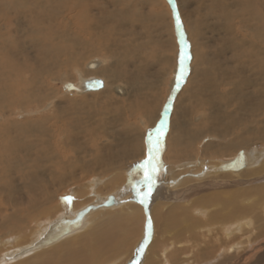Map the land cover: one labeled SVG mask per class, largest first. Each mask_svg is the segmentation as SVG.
I'll list each match as a JSON object with an SVG mask.
<instances>
[{"label": "rangeland", "instance_id": "rangeland-1", "mask_svg": "<svg viewBox=\"0 0 264 264\" xmlns=\"http://www.w3.org/2000/svg\"><path fill=\"white\" fill-rule=\"evenodd\" d=\"M109 1L111 0H95L100 9L96 5L92 7L83 4V12L88 8V16L103 21L98 32L106 31L114 35L110 38H100L96 34L92 37L83 35L87 39L84 40L85 43L96 40L98 53L86 54L88 56L85 55L80 64H64L53 69L52 72L60 74L57 80L48 78L49 72L39 76L41 79L36 81L37 83L33 82L35 88L37 87L35 96L28 97L27 103L19 104L21 102L17 101L14 103L9 97L6 98L7 103H0L2 127L30 124L42 129L39 122L44 121L46 122L44 126L50 127L56 121L52 120L55 114L61 116L67 113L65 119H71L69 122L61 121L64 127L62 126L63 132L60 136L58 130L57 133L53 130L56 134L47 131L48 134L44 132L45 135H33V139L46 140L47 147L52 153L44 162L35 160V156L29 157L30 161L27 160L29 164H37L34 172L43 173L41 175L43 177L39 179L40 186L50 188V193L54 195L47 203L31 209V205L28 206L27 203L30 197L28 194H37L41 187L33 192L32 186L27 182L28 179L25 181L17 171L3 176V184L0 185V238L17 237L22 243L28 241L37 224L34 220L41 219V222H47L60 216L62 213L59 212L57 205L60 204L61 199L69 194L71 188L84 189L87 182L93 179L96 181L92 183L98 184H96L98 193L95 197L113 194L115 191L123 193V190H125L124 194L131 197L135 188L145 196L148 188L142 182L144 169L140 170V176L133 177L135 182L131 183L130 173L125 172V167L123 169L122 166L127 164L131 167L136 162H139L138 165L136 164L139 166L151 153L154 155L151 156L153 161L147 168L153 181L151 195L143 201V205L136 201L133 203L140 204L143 209L142 217L138 220L134 233L127 235V242L113 251V254H108L109 257L106 258V255L102 264H151L152 262V264H169L168 262L170 264H264V127L260 130L262 133L260 131L248 133V137L251 138L250 143L239 148H237L239 145L235 146L230 151L231 157H227L229 154L225 156L205 153L206 144L218 140L210 133L197 137L192 147L193 154H183V157L173 158L176 153L171 151L173 150L171 147L173 119L177 121L179 118L188 126L192 122V129L197 130V122H200L205 114L210 116L220 110L221 113L229 112L233 115L240 110L237 107L244 103L245 97L241 99V92L237 91V93L233 90L234 82L236 85H241L243 81H248L249 84L241 85L242 93H249L247 98L249 105L259 107L248 119H239L240 122H237L238 117L235 115V123L238 124L232 131L230 129L232 136L229 135L225 139L229 141L227 144L231 142L238 144V141L234 140L235 133H242L245 124L257 129L264 126V104H261L264 103V92L259 93L264 78L263 81L258 80L260 77L255 75V70H251L250 75H246L247 71H243V74L236 73L239 67L244 68L242 65L245 64L242 62L249 63L251 60L259 64V67L261 65L264 67V39H256L257 43H255L257 30L254 26L256 25L253 21H248L252 17L258 23L257 33L261 36L264 34V0H255V7H249L248 3L245 7L242 3L246 2L245 0H119L124 10L123 15L119 17L110 16L115 8L112 6L114 2H111V5ZM221 1H225V7L221 5ZM3 2L6 3L4 0ZM2 9L3 7L0 9V43L4 42L10 48L13 46L12 49L18 43H24L25 53L34 54L33 41L27 39L28 28L23 18L11 24L5 18L6 12ZM257 10H261L259 12L262 15ZM75 13L76 11L70 13L67 11L64 14H57L56 22L59 27L62 28L61 22L66 21L70 29L74 30V23L70 19ZM176 15H179L182 21L179 29L176 26ZM114 18L123 19L125 24L121 21L115 22ZM243 18L246 20L244 24L240 21ZM22 23L24 29L22 31L20 29L21 32L17 33L16 38H21L17 40L13 36ZM95 24L92 26L94 27ZM9 26H14L13 33L9 32L11 29ZM116 33H121L122 39L119 43L125 48L120 46L117 49L118 54L113 58L102 43L111 39L112 48H116V43H113ZM2 51L0 45V52ZM181 51H186L190 59L184 63L183 78L178 79ZM248 54L250 58H247ZM203 55L206 59L202 67L210 68V74L207 77L200 76L198 80L195 72L196 60ZM91 63L97 64L95 69L88 67ZM118 63L125 65L118 67L116 65ZM193 72L195 73L192 77ZM33 76L34 74L29 72L24 77L31 82L35 79ZM89 76L105 81L106 85L99 93H82L77 89L76 86L80 84L82 78ZM246 76L249 80L245 79ZM262 76L264 77V74ZM250 79H253L255 86L250 84ZM191 80L198 90L204 89V94L199 96L193 88L190 89L188 84ZM205 81L208 83L205 84ZM217 82L219 85L216 84ZM215 87L217 92L212 90ZM254 90H258V94ZM208 96L210 100L207 99ZM201 98L209 104L203 107ZM218 123L224 126L227 120L220 119ZM162 124V134H158L157 129L161 128ZM64 137L67 139L64 140ZM125 138L129 141L124 142ZM121 144H124L122 145L124 149ZM182 146V149H185V146ZM102 149L108 151L105 154H108L109 160L108 162L102 160L100 164H96L95 161L100 158L98 154ZM122 152L126 155L120 156ZM246 153H249L246 157L249 156V159L253 160L240 162L236 167L229 166ZM105 154L103 152L101 157ZM0 158L3 159L4 165L8 166L5 163L6 158L1 156ZM57 158L62 161H58ZM59 162L63 168L59 166ZM10 163L9 161V166ZM43 163L46 166H43ZM153 167L156 169L154 172ZM66 168L70 171V176L62 181L59 178L63 173L65 174ZM46 169L50 172L49 175L46 174ZM57 169L60 171L58 172ZM56 176L60 182L56 180ZM169 181L172 187H168ZM86 194L84 199L87 201L94 197V194ZM47 207L53 209L50 208L52 210L46 212L44 208ZM21 209L23 212L25 210V215L20 214L23 219H9V226L3 225L10 217V212L13 214ZM40 212L47 217L44 218ZM109 212L119 214L117 209H111ZM171 212L174 213L175 220L171 219ZM107 214L100 213L96 217L90 225L92 231H96L93 229L97 223H100L98 221L103 220L104 217L106 219ZM229 214L234 216L228 218ZM16 221H21L17 223L20 225L18 230L12 226ZM80 237L81 233L74 241H79ZM4 251L7 252V249L1 246L0 256L5 253ZM46 255H30L26 259L30 258L28 260L31 262L25 264H41ZM19 262L10 264H21Z\"/></svg>", "mask_w": 264, "mask_h": 264}, {"label": "bare ground", "instance_id": "bare-ground-1", "mask_svg": "<svg viewBox=\"0 0 264 264\" xmlns=\"http://www.w3.org/2000/svg\"><path fill=\"white\" fill-rule=\"evenodd\" d=\"M0 1H1L0 2V9L3 7L2 11L6 12L4 14L7 16L5 18L8 19L11 22V24H14V22H17L18 19L21 20V18H23V22L28 28L27 39L33 41V43H32L33 51L32 52H34V54H32V55H30L29 53L28 54L25 53L26 52L25 51L26 50V48H25L26 44L24 45V43H18L15 47L16 48L15 51H14L15 48L12 49L13 46L10 48L8 45H7L8 46L7 47L4 42L0 43L1 49L3 50L2 52H0V103L1 104H5V102L7 103V99H6L7 97H9L11 99V102H14V103H17V102H21L19 104L27 103V99H29L28 97L35 96V92H36L35 89L37 87L35 88V85L33 84V82L39 81L41 79V78L39 79V76L41 77V75L48 74V72H49L50 74H49L48 78H50L51 80H55V79L57 80L59 78L60 74L59 73L56 74V73L52 72L53 69H56L58 66L64 65V64H70V63L80 64L81 61H83L86 56H88L90 54L98 53L99 49H98L97 43L95 42L96 40L94 39L93 42L87 41V43H85L84 40H87V39H85V37L83 35L92 37L94 34H96L100 38H105V37L110 38V37L114 36L111 33H107L106 31L105 32L102 31V33L98 32L99 27H101L103 25V21L101 19L97 20V18H93V17L88 16L87 15V14H89L88 8H86V10H84V12H83V9H84L83 4L87 5V6H92V7L94 5H96V7L98 9H100L99 5L95 2V0H4V1H6V3H4L3 0H0ZM186 1H191V0H186ZM245 1L246 2H242L243 4H245V7L247 6L246 3H248L249 7H251V6L255 7V5H256L255 0H252V1L251 0H245ZM109 2L110 3L114 2L113 5H112V3H111V5L115 8L110 13V16H113V17L122 16L124 13V10H123V5L120 4V1L119 0H111ZM221 3H222L221 5H223L224 7L226 6V5H224L225 1H221ZM141 4H143V3H141ZM78 8L81 10H79ZM67 11H69V13L76 11L73 18L70 19L71 22L74 23L73 24L74 30L70 29V25L66 21L61 22L62 28L64 30L61 27H59V25L56 22V15L57 14H64ZM259 11H261V10H259ZM259 11L257 10L258 13H260ZM7 12H9V14H7ZM254 16H257V14H254ZM258 18H259V16H258ZM114 21L115 22L121 21L122 24H125V23H123L124 22L123 19L117 20L116 18H114ZM240 21H242L241 23L244 24L245 23L244 21H246V20H245V18H243ZM248 21H253V23L256 25V26H254V28L257 30L255 37H254L255 41H256L255 43H257L258 39L263 40L264 34H262V36H261L260 34L257 33L258 32V23L256 21H254L252 17H250L248 19ZM6 22H8V21H6ZM94 23H96V24L93 27L92 25ZM22 26H23V23L15 31L13 38H16L17 33L21 32L24 29V26H23V28H20ZM9 27L11 28V29H9V32L13 33L14 31H12V27H14V26H9ZM20 29H21V31H20ZM115 32H116V30H115ZM28 33H31V34H28ZM10 36H11V34H10ZM16 39L18 40L21 38H16ZM121 39H122L121 33H116L115 39H113V43H116V48L114 47V49L112 48L111 39L107 40L106 43H102V46L105 47V49L107 50V53L109 52L113 58L115 57V55L118 54L117 49H119L120 46L124 47L123 45H120L122 43H119L121 41ZM19 42H24V40H19ZM259 48L262 49L263 47L262 48L259 47ZM128 51H130V50H128ZM3 52H4V54H3ZM107 53H105V54H107ZM86 54H88V55H86ZM249 54H251V53H249ZM249 54H248L247 58H250ZM120 56L123 57L121 53H120ZM120 56H118V57H120ZM204 59H206L205 55H203L201 58L197 57V60H196L197 66L195 68L196 71L195 70L194 71L196 72V78L198 80H200L199 79L200 76H206L207 77L210 74V68L202 67V64L204 63ZM241 60H242V56H241ZM30 63H33V64H30ZM242 63L245 64V65H242V66H244V68L239 67L238 69H236L237 74H243L244 73L243 71H245V72L247 71L248 74H246V75H250V71L255 70V73H256L255 75L260 77L258 80L261 79L263 81L264 77L262 75L264 74V67H262V65H261V67H259V64H255V62L252 60L249 63H245V62H242ZM116 65L119 67V66H122L125 64L118 63ZM117 66H116V69H117ZM88 67L95 69V66L93 67L92 64H91V66L88 65ZM199 68H202V69H199ZM120 69H121V67H120ZM101 70H103V69H101ZM29 72L33 73L35 76V79H33L31 82H28L24 77V76L28 75ZM195 72H193L192 77H193ZM115 76H116V73H115ZM257 76H255V78ZM94 79H100V78L92 77V76L91 77L89 76V78H82L80 84L76 86L77 89H80V91H82V93H85V92H90V93H94V94H96L97 92L99 93L101 91V89H103L106 85L105 81L103 79H101L103 81L102 87H94V88H89V89L87 87L83 88L85 85H87V81H89V80L92 81ZM245 79L249 80V77L246 76ZM193 83H194L193 80H191V83L188 84L190 89L193 88V90L195 92H197V95H199V96L204 94V89L198 90L197 86L195 84L193 86ZM207 83H208V81H205V84H207ZM247 83L249 84L248 81H243L241 83V85H245ZM251 83L255 86L253 79H250V84ZM216 84L219 85L218 82ZM241 85H236V82H234V85H232L233 90H235V92H237V91L241 92L240 98L243 99L245 97V99H246V100L243 99L244 103L238 105L237 109H240V110L236 111L237 113L231 115L229 112L221 113L219 110L217 113L213 112V114H211V115L209 114L210 116H207L208 114L207 115L205 114L203 117L201 116L202 118H201L200 122H197V124H198L197 130L192 129L191 125L193 123L190 121H189L190 125L188 126V125H186L185 122H181V120L179 118L177 119V121L176 120L174 121V119L172 120L173 121V125H172L173 133L172 134L173 135L171 137V145H172L171 147L173 148V150H171V151L176 153L172 156L173 158H176V157L179 158L183 154L184 155L193 154L192 152H194V149H192V147H193L197 137H199V135H201V134L204 135L205 133H210L211 135L215 136V138L216 137L218 138V140L216 139V142H211V143L208 142L206 144V147H204L205 153L206 152L207 153H215L217 155H225V154L228 155L229 154V156H227V155H225V156L231 157L230 151L235 146L239 145L237 147V148H239L243 145H247L250 143L249 141L251 138L248 137V133L252 134V132H254V131H260L261 128L264 126L258 127V129H257V128L250 127L249 124H245L244 125L245 127H243V128L241 127L243 129L242 133H235L234 140L238 141V144H233L232 142H231V144H227L229 141L225 140L229 135L232 136L231 131L233 128H235L237 126V124H238L237 122L239 121V119H241V120H243V118L248 119L250 117V114L256 113V111L258 110V107H259V106L249 105L247 103V98L249 97V93L248 92L242 93L243 90H242ZM247 86H249V85H247ZM261 86L262 87L260 88L259 93L262 94L264 92V82H262ZM217 87H215L216 90L215 89H212V90L217 92ZM252 88H253V86H252ZM256 88H258V87H256ZM118 91H122V90H118ZM254 91L256 92V94H258L257 93L258 90H254ZM212 93H214V92H212ZM209 97L210 96H208L207 99L210 100L211 98H209ZM230 98H232V97H230ZM205 99H206V97H205ZM205 99L204 98L200 99L201 103H202L201 105L203 107L209 104L208 101H206ZM198 102H197V104H198ZM211 102H213V101H211ZM261 104H264V103L261 102ZM210 105H212V104H210ZM140 108L142 109L143 107H140ZM140 108H138V110ZM141 112H142V110H141ZM62 114H64V112ZM66 114L61 115V116L56 115V114L53 115L52 120L54 119L56 121H54L55 123L50 127L44 126L46 124V122L40 121L39 123H41L42 129H40L36 126L30 125V124L29 125H22V124L18 125L17 124V126H15V125H8L7 126L6 125L5 127L0 126V156L6 158L5 163L8 165V166L4 165L3 159L0 158V185L3 184V176L4 175H8L12 171H17V172L21 173V176H23L25 181L28 179L27 182H29L30 185L32 186L33 192L38 191L39 187H41L39 184L40 183L39 179L41 177H43V176H41L43 173H39L36 171L34 172V170L37 167V164H35V163L29 164V162L27 160L30 161L31 158L32 157L34 158V156H35L36 157L35 160L39 159V160L44 162L46 160V158L49 156V154H52V153H51V149L49 147H47V141L46 140L33 139V135H35V134L45 135L44 132L47 133V131H49L50 133H52L53 130L57 133V130H58V131H60L58 136H60L61 133L63 132L62 129L64 127V124H61V121L62 120H65L68 122L71 121V119H68V118L65 119L64 116ZM89 114H91V113H89ZM235 115L238 117L236 123H235V118H234ZM174 117H176V116H174ZM220 119H226L227 124H225L223 126L220 123H218V121ZM251 120H252V118H251ZM76 121H77V119H76ZM263 122H264V120H263ZM230 129H231V131H230ZM55 132H53V133H55ZM125 132H127V131H125ZM122 136L124 137V135H122ZM63 139L66 140L67 138L64 137ZM221 140H223V141H221ZM261 140H263V139H261ZM74 141L75 140H73V142ZM116 141H118V140L116 139ZM123 141L128 142L129 140L127 141V139L125 138V139H123ZM43 143H44V147H42ZM65 143H68V142L65 141ZM122 145H124V144H121V146ZM182 145L185 146V149H182L183 148ZM74 147L76 148L77 146L74 144ZM122 148L124 149L123 146H122ZM60 150H62V149H60ZM103 152L105 154L108 151H104L103 149H102V151H100V154H98L100 158H98V160L95 161L96 164H98V163L100 164L102 160H106V161L109 160L107 157L108 154H105V156L101 157ZM247 154H249V153H246L243 157H239L237 162H233L232 164H230V165L228 164V165L230 167H236L239 165L240 162L243 163V161L246 162L248 160H253V159H249V156L246 157ZM123 155H126V153L122 152V154L120 156H123ZM151 156L153 157L154 155H151ZM29 157H31V158H29ZM57 159H58V161H60L59 158H57ZM60 159H61V157H60ZM9 161L11 162L10 166H9ZM32 161H34V160H32ZM152 161L153 160L151 158L150 163L144 168L140 167V165L143 164L144 162H141L139 166H137L139 164V162H136L134 165L133 164H132V166L130 165L131 167H129L126 164V166H122V168L124 169V167H125V169H124L125 172L127 171L128 173H130V175L132 177L131 183H134L135 179L133 180V177L140 176V170H142V169H144L143 177L145 179V172L147 171V168L150 167ZM60 162H59V166L61 168H63V166H61ZM219 163L221 164V162H219ZM42 165L46 166V165H44V163ZM104 165H105V163H104ZM70 167L71 166H69L68 168L71 171ZM73 167L76 168L75 165ZM68 168L65 169L67 171L63 170V172L65 171V174L63 173L61 175L62 176L61 178L58 177L60 180L64 181V179H67L70 176V171L68 170ZM28 169H30V170H28ZM39 169H42V168H39ZM39 169H37V170H39ZM54 169L55 168H53V170ZM39 171L43 172L42 170H39ZM57 171L59 172L60 170L57 169ZM47 173L49 175L50 172H48V170H47L46 174ZM55 174L58 175L57 173H55ZM55 174H54V176H55ZM58 176H60V174ZM48 177H51V176H48ZM48 177H47V179H48ZM127 177L128 178L130 177L129 174ZM51 178L55 179L53 177H51ZM59 179H57V176H56V180H58V182H60ZM144 179L142 180V182L144 183V186L146 188H148L147 185L145 184ZM90 181L91 182H87V186L83 187L84 189L75 190L74 188H71L69 194L66 196L67 198L64 197L61 199L60 204H58L57 206H59V212L62 213L63 215L61 214L60 216H58L57 218H55L53 220L49 219L50 221H47V222H45V221L41 222L40 221L41 219L40 220L39 219L34 220V221H36L37 224H36V227L32 230L31 237L28 241L22 243L18 240L19 238H17V237H8L6 239L1 237L0 238V247L4 246L7 249V252L4 251L5 253H3L0 256V264H10V263H16L18 261H20L19 263H21V264H22V262L25 264V262H27V263L31 262V260L30 261L28 260L30 258L26 259L30 255L40 256V255H44V254L45 255L47 254V255L41 264H102L104 261L103 258H105L106 255H107L106 256V258H107V257H109L108 254L110 255L113 251H116L118 248L122 247L125 244V242H127V235L131 232L134 233V230L137 227V224L139 222L138 220L141 219L142 214H143L142 213L143 209L141 208V206H139L140 204L138 205L136 203L134 205L133 203H135V201H136V202L142 203V205H143L144 202H142V201L145 200V196L142 193L140 194V192H139L140 190L138 188H135L133 190V195L131 197L129 195L124 194L125 190H123V193L115 191L113 194H108V195H104V196L100 195V196L95 197V195H97V193H98V191L96 190L98 188V187L96 188V186L98 184L96 183L97 184L96 185V184L92 183L93 181H96L94 179L90 180ZM53 182H55V181H53ZM31 183H33V184H31ZM27 185H28V183H27ZM42 186H43V184H42ZM170 186L171 187L173 186V185H171V181H169V183H168V187H170ZM45 188L41 187L40 191H38L37 194H28V195H30V197L28 198L27 203H28V206L31 205V209L34 206L47 203L48 200H50L52 197H54V195L52 193H50L51 192L50 188L49 189L48 188L45 189ZM25 189H27V186ZM86 193L94 194V197L96 199L94 200L93 199L94 197H93L92 199H89L87 201L86 199H84L85 198L84 196ZM110 195H113L115 197L116 203L113 205H103L104 202L109 199ZM139 195H141V196H139ZM7 196L10 198L12 197V195H7ZM53 199H55V198H53ZM85 201H87V203H84ZM222 203H224V202H222ZM90 205H95V206L97 205L98 207L89 210V212L85 216L80 227H78L77 229L73 230L71 233L65 235L60 240H58V241H56L50 245H47V246L39 248V249H35L33 251H29V252L22 254V255H17L18 252H20L22 249L29 247L30 245L35 243L37 240H39L41 237V234L47 230V228L49 227V225L51 223L55 222L56 220H58L61 217H64L67 219L73 218L77 215L78 212L84 210L86 207H88ZM57 206H56V208H57ZM50 208H52V207L44 208V210H46V212H47V211H49ZM56 208H54V209H56ZM52 209H50V210H52ZM111 209L119 210V214H116V212H109V210H111ZM170 210L173 211V209H170ZM20 211L17 210V212H15L13 214L10 212V217L7 218L8 219L7 222L4 221L5 224H3V225L9 226V221L12 219L13 220H16L18 218L23 219V217L20 216V214L21 213L24 214L25 210H24V212L22 209ZM35 211L36 210H34V212ZM123 211H126V212H123ZM43 212L44 211H42V213ZM100 213H104V214L109 213V214L106 215V217H107L106 219L104 217L103 220H99L98 222H100V223H97L95 228L91 226L92 228H94L93 230H96V231H92V229L90 228V225L95 221L96 217L99 216ZM44 215H43V217L46 218L47 215H46V217ZM170 215H171V219L175 220V219H173L174 213L171 212ZM36 216H37V214H36ZM228 216H229L228 218H231L234 216V214H232V215L229 214ZM39 217H40V215H39ZM100 218L102 219V217H99V219ZM18 222H21V221H16V222H14V225H12L17 230H18V226H20L17 224ZM80 233H81V237L78 239L79 241H74L75 237L80 235ZM77 245H79V246H77ZM230 250H231V248H229V251ZM24 259H26V260H24ZM34 259H36V257H34ZM167 261H169V260L167 259ZM168 263L170 264V262H168ZM35 264H37V263H35Z\"/></svg>", "mask_w": 264, "mask_h": 264}, {"label": "water", "instance_id": "water-1", "mask_svg": "<svg viewBox=\"0 0 264 264\" xmlns=\"http://www.w3.org/2000/svg\"><path fill=\"white\" fill-rule=\"evenodd\" d=\"M92 66L96 67L97 64L93 63ZM102 86H103V81L101 79H94L92 81L91 80L87 81V85H85L83 88L87 87L89 89V88L102 87ZM115 203H116L115 197L113 195H110L109 199L106 200L103 205H113ZM97 207H98L97 205L96 206L90 205L86 207L84 210L78 212L75 217L70 219L64 217L59 218L58 220H56L55 222L49 225L47 230L41 234L39 240H37L29 247L22 249L20 252H18L17 255L25 254L29 251H33L35 249L45 247L60 240L65 235L71 233L73 230L80 227L89 210Z\"/></svg>", "mask_w": 264, "mask_h": 264}, {"label": "snow or ice", "instance_id": "snow-or-ice-1", "mask_svg": "<svg viewBox=\"0 0 264 264\" xmlns=\"http://www.w3.org/2000/svg\"><path fill=\"white\" fill-rule=\"evenodd\" d=\"M176 26H177L178 29L182 26V21H181L179 15H176ZM188 59H190L189 54L186 51H181V53H180V65H181V68H180V77L178 79H182L183 78L184 71H185L184 63ZM162 127H163V124L161 125V128L157 129V133L158 134H162V131H161ZM149 142H151V136H149ZM150 161H151V153H149L148 159L145 160L144 163L140 165V167H142V168L146 167L150 163ZM155 170H156L155 167H153L152 171L154 172ZM152 182H153L152 181V176L146 171L145 172V184L148 187V191H147V194L145 195V199H147L148 196L151 195Z\"/></svg>", "mask_w": 264, "mask_h": 264}]
</instances>
